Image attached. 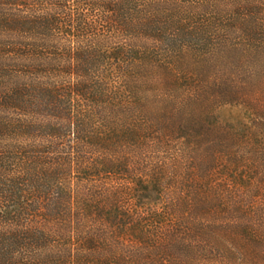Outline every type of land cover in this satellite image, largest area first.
I'll use <instances>...</instances> for the list:
<instances>
[{
	"label": "trees",
	"instance_id": "1",
	"mask_svg": "<svg viewBox=\"0 0 264 264\" xmlns=\"http://www.w3.org/2000/svg\"><path fill=\"white\" fill-rule=\"evenodd\" d=\"M0 264H264V0H0Z\"/></svg>",
	"mask_w": 264,
	"mask_h": 264
},
{
	"label": "rangeland",
	"instance_id": "2",
	"mask_svg": "<svg viewBox=\"0 0 264 264\" xmlns=\"http://www.w3.org/2000/svg\"><path fill=\"white\" fill-rule=\"evenodd\" d=\"M214 115L218 124L230 127L235 131L244 132L255 129L252 111L242 104L220 105L216 108ZM258 171L260 173V170ZM261 171L263 170L261 169ZM261 178L262 176H258L257 181ZM138 203L148 209H159L163 205L160 196L152 186H149L146 191L143 190Z\"/></svg>",
	"mask_w": 264,
	"mask_h": 264
}]
</instances>
